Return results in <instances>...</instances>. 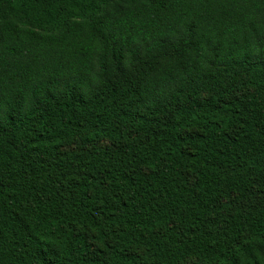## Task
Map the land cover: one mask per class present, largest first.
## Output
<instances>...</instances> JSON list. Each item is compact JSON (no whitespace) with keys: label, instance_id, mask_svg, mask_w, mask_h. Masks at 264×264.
<instances>
[{"label":"trees","instance_id":"1","mask_svg":"<svg viewBox=\"0 0 264 264\" xmlns=\"http://www.w3.org/2000/svg\"><path fill=\"white\" fill-rule=\"evenodd\" d=\"M190 262L264 264V0H0V264Z\"/></svg>","mask_w":264,"mask_h":264},{"label":"rangeland","instance_id":"2","mask_svg":"<svg viewBox=\"0 0 264 264\" xmlns=\"http://www.w3.org/2000/svg\"><path fill=\"white\" fill-rule=\"evenodd\" d=\"M103 144H108L109 142L107 141V140H104L103 142H102ZM76 143H74L72 146H71V148H75V146L77 145H75ZM195 262H190V264H194Z\"/></svg>","mask_w":264,"mask_h":264}]
</instances>
